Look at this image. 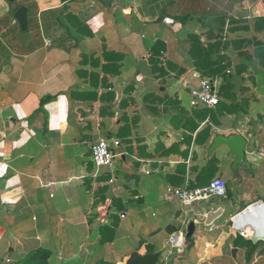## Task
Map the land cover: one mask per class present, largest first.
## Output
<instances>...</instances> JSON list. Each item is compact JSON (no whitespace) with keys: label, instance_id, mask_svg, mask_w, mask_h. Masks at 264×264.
<instances>
[{"label":"crops","instance_id":"1","mask_svg":"<svg viewBox=\"0 0 264 264\" xmlns=\"http://www.w3.org/2000/svg\"><path fill=\"white\" fill-rule=\"evenodd\" d=\"M19 1L38 27L34 21L23 52L0 70V264L38 249L50 251L54 264L118 263L143 240L163 256L169 236L186 234L191 222L195 232L181 254L159 264H247L246 248L235 246L241 236L233 218L264 202V158L253 156L264 153V66L250 62L243 76L252 78L235 88L248 101L247 115L220 118L199 146L195 138L205 123L194 132L185 124L195 110L189 89L200 78L190 61L189 35L204 42L202 24L211 20L158 22L170 0ZM233 1L229 16L250 26L264 20V0ZM63 10L86 28L47 18ZM7 17L13 19L12 6L0 0V21ZM12 25L14 19L6 30ZM239 36L251 39L253 33ZM237 37L228 34V40ZM156 41L165 46L162 74L149 63ZM231 58L238 64L235 54ZM191 76L195 84L189 86ZM113 131L124 133L133 150L121 143L124 157L114 174H96L91 146L112 139ZM217 132H237L248 141L240 181L230 189L235 195L187 207L169 199L168 187L195 185L211 158L218 161L214 179L231 182L227 149L206 156ZM131 227L145 237L131 236ZM248 264H264V242Z\"/></svg>","mask_w":264,"mask_h":264},{"label":"trees","instance_id":"2","mask_svg":"<svg viewBox=\"0 0 264 264\" xmlns=\"http://www.w3.org/2000/svg\"><path fill=\"white\" fill-rule=\"evenodd\" d=\"M233 4V0H170L169 4L161 11V16L158 19V22H163L164 19H171L173 22L184 23L193 20L197 16L200 17L199 21L211 20L210 24H202L206 28L207 39L204 42L201 41L199 35H189L190 61L192 66L199 72L200 78H217L220 81L218 87V105L211 110L205 108L193 110L191 117L185 122L187 124L186 127L192 132L196 131L201 123H205L206 126L197 133L195 138V143L199 146L204 145L209 139L212 126H218L220 118L236 115L243 119L247 115L246 107L248 101L244 98L240 99L235 93L236 86L233 81L236 79L243 80V75L248 71L247 65L250 62L256 61L264 66V20L254 19L250 26L246 21L234 19L228 15L232 10ZM20 6L21 4L18 5V7ZM15 10L12 7V13ZM30 17L31 15L28 17L29 30H31V27L33 28L32 22L34 21L38 27L37 20L34 19L32 21ZM60 17L66 18L67 22L71 24L73 21L77 22L78 31L86 28L75 16L64 10L47 13V18L54 19L55 23L60 22ZM6 19L4 18L0 21L4 27L6 26L5 24H8ZM11 19L9 21L13 20ZM15 25L17 26L16 23ZM8 30L10 31L11 29ZM251 31L253 33L251 39L239 36L240 33H249ZM228 34L238 35V37L234 40H228ZM247 48H252V52L247 51ZM164 49L165 46L160 41H156L151 46L149 63L153 73L162 74L165 72L162 67L163 62L161 61V53ZM0 50L2 53L4 52L2 45L0 46ZM234 54L236 59L238 57V64L232 65L231 56ZM241 58L245 60L241 62ZM168 66L171 67V65ZM189 141H191V138H189ZM129 144L131 143H128L127 146L129 147L127 148L132 152L133 149ZM217 163L216 158H211L196 177V184L190 185L187 188L193 190L208 186L219 171ZM231 195L232 193L227 185V196ZM260 244L261 242L253 244L250 240L238 237L235 246L239 249L240 247L246 248L244 257L248 264ZM237 248L233 253L236 254L238 252ZM160 257L161 254L155 249L154 245L143 240L118 263L100 260L94 264H159ZM12 264H54V262L52 261L50 251L38 249Z\"/></svg>","mask_w":264,"mask_h":264},{"label":"built area","instance_id":"3","mask_svg":"<svg viewBox=\"0 0 264 264\" xmlns=\"http://www.w3.org/2000/svg\"><path fill=\"white\" fill-rule=\"evenodd\" d=\"M195 77V76H194ZM198 84L189 89V105L191 109H214L219 103L218 87L219 79L199 78ZM91 161L98 174L102 169L108 168L114 170L115 163L124 157V152L121 150V141L117 139H101L94 143L90 149ZM256 159L264 158V153H255ZM166 195L169 199H176L184 206H191L197 202H206L210 199H224L227 195V183L222 178H215L208 186L190 190L185 188L168 187ZM125 218V215H121ZM233 226L239 233V236L246 237L244 229L235 225ZM185 233H173L168 238L167 251L160 257V262H168L170 257L181 254Z\"/></svg>","mask_w":264,"mask_h":264},{"label":"water","instance_id":"4","mask_svg":"<svg viewBox=\"0 0 264 264\" xmlns=\"http://www.w3.org/2000/svg\"><path fill=\"white\" fill-rule=\"evenodd\" d=\"M13 8H15V12L13 13V19L15 23L18 25V29L20 34L17 36V41L19 43H26L30 39L29 32V21H28V9L25 6L18 7L16 0H6ZM6 70V69H5ZM248 144V141L245 137H243L240 133L237 132H229V133H215L211 138L210 143L206 148V156H213L219 149L226 148L228 154L233 158V163L231 165L233 179L228 184L229 189L236 185L240 181L239 170L242 169L244 161L246 159L245 148ZM259 209L262 208L263 213L259 219L250 218L251 225L256 227L259 235L255 238H250L253 244L258 242H264V202L258 201L247 206L242 212L237 214V216L243 214L251 207ZM254 221V224H253ZM195 232L194 223L191 222L188 225L186 230L185 239H190Z\"/></svg>","mask_w":264,"mask_h":264},{"label":"rangeland","instance_id":"5","mask_svg":"<svg viewBox=\"0 0 264 264\" xmlns=\"http://www.w3.org/2000/svg\"><path fill=\"white\" fill-rule=\"evenodd\" d=\"M19 1V0H18ZM19 3H20V1H19ZM20 5V4H19ZM11 19V17H7V21H8V24H10V22L11 21H9ZM30 19H32L31 17H30ZM6 21V22H7ZM33 21V20H32ZM33 23V22H32ZM5 25H7V24H5ZM10 28H12L10 31L9 30H6V27H1V30H6V31H4L3 32V34L1 33L0 34V44L2 45V48H4V52L2 53V51L0 50V70H1V67H2V65L3 64H5L6 66H9L10 67V65H8V63H9V59L12 57V54H14V53H20L21 51L23 52V48L25 47L24 46V44H22V43H19L18 41H17V34H18V32H19V29H18V26H14V25H12ZM31 30H32V27H31ZM9 31V32H8ZM200 32V31H199ZM34 38V37H33ZM33 41V40H32ZM0 45V46H1ZM28 48H26L25 50H27ZM245 59L244 58H241V62H243ZM5 67V66H4ZM4 67H2V69L4 70ZM4 72V71H3ZM245 76H247V77H245ZM245 76H243V80L242 81H240V80H234L233 81V83L235 84V86H236V88L239 86V85H246V84H248V81L250 80V78H252V74L250 75H245ZM190 79L191 80H189V82H190V84H189V86H191V85H194L195 84V82L194 81H192V80H194L193 78H192V76L190 77ZM238 91L237 90H235V93L238 95V93H237ZM245 96V95H247L248 96V94H245V93H243L242 94V96ZM226 125L228 124V123H225ZM116 137H119L121 140H122V142L121 143H123L122 145H123V148H124V146H126V145H128V143H126L127 142V140L125 139V136H124V133H119L118 131L116 132V131H113L112 133H111V138L113 139V138H116ZM120 140V141H121ZM122 150V149H121ZM120 163V160H118L116 163H115V169H116V165H118ZM115 169L114 170H112V174H114V172H115ZM111 171V169H108V168H104V169H102L101 171L103 172V171ZM94 171H96V169L94 168ZM232 177H233V174H232V169H231V167H230V170L228 169V171H227V173H226V178L227 179H232ZM226 180V179H225ZM224 180V181H225ZM236 186H237V184H236ZM234 193V195H235V192L233 191L232 192V194ZM123 206H121V208H122ZM118 209H120V207L118 206L117 207ZM115 211H116V215L119 217V214H117V209H114ZM132 218L131 217H129V218H127V220L126 221H124L125 223H130V222H132ZM129 230V234L131 235V236H134V234L136 235V234H139L140 232H139V230L138 229H136V228H134V230L132 229V227H131V229H128ZM133 231H135V232H133ZM133 232V233H132ZM130 235H128V237L130 236ZM140 235H141V238H143V237H145V235L141 232L140 233ZM60 261V260H59Z\"/></svg>","mask_w":264,"mask_h":264},{"label":"bare ground","instance_id":"6","mask_svg":"<svg viewBox=\"0 0 264 264\" xmlns=\"http://www.w3.org/2000/svg\"><path fill=\"white\" fill-rule=\"evenodd\" d=\"M262 213H263L262 208L256 209L253 206L243 214L233 218V220L235 221V225L240 226L244 229L247 239L255 238L259 235V233L256 230V227L251 225L250 218L253 219L257 217L256 219H259Z\"/></svg>","mask_w":264,"mask_h":264}]
</instances>
